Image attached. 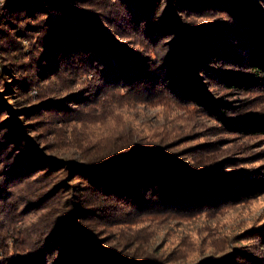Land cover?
<instances>
[{
    "label": "trees",
    "instance_id": "16d2710c",
    "mask_svg": "<svg viewBox=\"0 0 264 264\" xmlns=\"http://www.w3.org/2000/svg\"><path fill=\"white\" fill-rule=\"evenodd\" d=\"M118 4L110 17L119 27L115 32L132 41L134 31L128 26L133 27L137 31L133 35L145 45L142 48L116 41L113 30L103 24V11L91 10L87 0H6L0 8V56L16 59L11 52L19 51L35 57L21 42L33 44L36 34V44L45 49H38L37 56L48 70L65 62L70 73L90 74L94 90L124 83L152 89V96L168 92L202 107L230 128L264 132V115L226 120L223 109L229 104L206 88L211 80L228 89L264 85V19L257 14L264 0H119ZM195 15L215 19L190 28V19H185ZM8 64L0 63V153L6 152L1 156L5 161L1 175L14 179L43 175L44 191L31 207L45 203L46 211L31 225L22 247L0 243V264H163L105 245L99 225L103 209L112 204L119 210L188 213L224 192L235 190L232 197H237L259 188L233 180L239 175L189 166L150 143L119 147L101 159L84 162L47 156L27 136L25 117L38 106L21 104L19 84ZM234 182L238 185L233 187Z\"/></svg>",
    "mask_w": 264,
    "mask_h": 264
},
{
    "label": "rangeland",
    "instance_id": "374dc122",
    "mask_svg": "<svg viewBox=\"0 0 264 264\" xmlns=\"http://www.w3.org/2000/svg\"><path fill=\"white\" fill-rule=\"evenodd\" d=\"M87 1L91 10L103 11V24L113 30L116 41H130L135 49L145 46L133 35L137 33L133 27L128 26L134 31L129 36L132 41L115 32L119 27L110 17L119 0ZM260 7L257 14L264 19V6ZM187 19L189 27L195 28L215 18L195 15ZM36 37L33 44L25 39L21 42L27 52L29 48L36 53L35 57L15 51L11 55L16 59L0 56V63H10L21 104H37L38 109L25 117L27 136L47 156L84 162L101 159L119 147L150 143L189 166L213 167L220 173L239 175L233 180L259 184L255 191L237 197H232L234 189L215 195L200 204L199 210L188 213L119 210L120 206L111 204L103 209L99 221L105 245L134 258L163 264H264V132L230 128L202 107L184 103L168 92L152 96V89L124 83L94 90L90 74L76 70L70 73L67 67L71 66L65 62L48 70L45 60L37 56L38 49H45L36 44ZM206 88L211 96L229 104V109H223L226 120L247 114L263 118L264 85L249 90L228 89L211 80ZM5 153L3 150L0 157ZM3 157L0 243L22 247L31 225L38 223L46 211L45 203L31 207L44 191V176L6 178L1 175Z\"/></svg>",
    "mask_w": 264,
    "mask_h": 264
},
{
    "label": "bare ground",
    "instance_id": "6f19581e",
    "mask_svg": "<svg viewBox=\"0 0 264 264\" xmlns=\"http://www.w3.org/2000/svg\"><path fill=\"white\" fill-rule=\"evenodd\" d=\"M5 1H6V0H2V1L0 2V8L3 6V4L5 3Z\"/></svg>",
    "mask_w": 264,
    "mask_h": 264
},
{
    "label": "built area",
    "instance_id": "2783aa9c",
    "mask_svg": "<svg viewBox=\"0 0 264 264\" xmlns=\"http://www.w3.org/2000/svg\"><path fill=\"white\" fill-rule=\"evenodd\" d=\"M2 0H0V2H1Z\"/></svg>",
    "mask_w": 264,
    "mask_h": 264
}]
</instances>
